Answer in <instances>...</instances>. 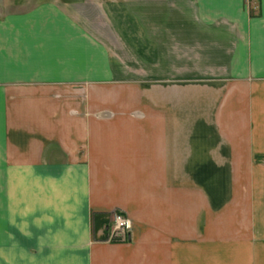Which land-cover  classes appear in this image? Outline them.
Instances as JSON below:
<instances>
[{
    "label": "crops",
    "instance_id": "1",
    "mask_svg": "<svg viewBox=\"0 0 264 264\" xmlns=\"http://www.w3.org/2000/svg\"><path fill=\"white\" fill-rule=\"evenodd\" d=\"M137 1L0 10V264H263L264 0Z\"/></svg>",
    "mask_w": 264,
    "mask_h": 264
},
{
    "label": "rangeland",
    "instance_id": "2",
    "mask_svg": "<svg viewBox=\"0 0 264 264\" xmlns=\"http://www.w3.org/2000/svg\"><path fill=\"white\" fill-rule=\"evenodd\" d=\"M26 0H7V3L3 6H0V10H3V11H15V10H19V7H21L24 3H25ZM43 0H29L27 2L26 7H30V6H33V5H36L38 2H41ZM25 5L22 6L21 9H24L26 8ZM142 3L141 1H137V0H134V3L133 4H128V7H126V10H123V11H111L110 13L113 14V25L114 27H116V29H119L121 30L120 32V38L123 40V43H125L124 45H128L129 46V51L131 52V54L133 53L134 56H135V53L134 51H138L139 53L138 54H141V51H140V40L142 38V33H141V25H142V19H143V16L145 15V11L142 9ZM169 13L168 10H166V12L164 13V17L166 18H174L175 16L172 15V16H169ZM157 14L158 12L156 10L154 11H151L150 12V15H151V18L152 17H157ZM146 16H144L145 18ZM134 20V24L136 25L137 28H135L134 30H139L138 33H135L132 35L131 33V30H127L125 32V30L127 29L126 25H127V21L128 20ZM129 23V21H128ZM117 25V26H116ZM128 29H131V28H128ZM134 48V49H133ZM132 54V55H133ZM134 62L136 63V65L139 67V69L141 70L143 67V65L149 67L148 70H154L156 69V58L154 59V61L152 59H150V62L151 64L154 63L155 65H151L150 63H148L147 61H144L142 62V57H135L134 58ZM136 72V71H135ZM134 77H144V76H141L140 74H133ZM156 78V75L154 76ZM152 76V74L149 75V77L147 78H154ZM262 260H263V264H264V249L262 251Z\"/></svg>",
    "mask_w": 264,
    "mask_h": 264
},
{
    "label": "built area",
    "instance_id": "3",
    "mask_svg": "<svg viewBox=\"0 0 264 264\" xmlns=\"http://www.w3.org/2000/svg\"><path fill=\"white\" fill-rule=\"evenodd\" d=\"M131 222L121 211H114L108 226L107 241L125 243L129 240Z\"/></svg>",
    "mask_w": 264,
    "mask_h": 264
}]
</instances>
